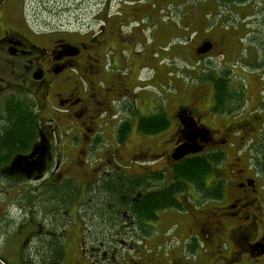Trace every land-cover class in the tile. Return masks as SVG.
Segmentation results:
<instances>
[{
  "label": "flooded vegetation",
  "instance_id": "flooded-vegetation-1",
  "mask_svg": "<svg viewBox=\"0 0 264 264\" xmlns=\"http://www.w3.org/2000/svg\"><path fill=\"white\" fill-rule=\"evenodd\" d=\"M12 95L0 264H264V0H0Z\"/></svg>",
  "mask_w": 264,
  "mask_h": 264
},
{
  "label": "trees",
  "instance_id": "trees-1",
  "mask_svg": "<svg viewBox=\"0 0 264 264\" xmlns=\"http://www.w3.org/2000/svg\"><path fill=\"white\" fill-rule=\"evenodd\" d=\"M2 110L0 111V117L14 119V121L7 122L5 125L3 134L4 136L0 138V158L2 160H7L9 153L17 148V134H22L23 128H27L26 123L20 122L23 119H29L33 117V112L25 104V101L21 96H9L3 101ZM25 124V125H23ZM139 128L142 129L141 124ZM208 168V164L205 162L204 158H194L183 160L179 162V177L183 176H194V180H198L201 172Z\"/></svg>",
  "mask_w": 264,
  "mask_h": 264
},
{
  "label": "rangeland",
  "instance_id": "rangeland-1",
  "mask_svg": "<svg viewBox=\"0 0 264 264\" xmlns=\"http://www.w3.org/2000/svg\"><path fill=\"white\" fill-rule=\"evenodd\" d=\"M192 62L186 61L181 59L180 57H174V58H165L163 60V66L167 71L170 73H167L164 84L162 85L163 88H160L159 91L163 92H172L171 84H172V74L174 72V76L178 77L183 81L185 84L188 83V79L190 77V73L193 71ZM177 86H181V82L176 81ZM164 96V93H162V97ZM161 101H164L162 99ZM2 103H0V111L2 110Z\"/></svg>",
  "mask_w": 264,
  "mask_h": 264
},
{
  "label": "water",
  "instance_id": "water-1",
  "mask_svg": "<svg viewBox=\"0 0 264 264\" xmlns=\"http://www.w3.org/2000/svg\"><path fill=\"white\" fill-rule=\"evenodd\" d=\"M36 150H39L38 149V146H35L34 149H33V151H32V153L30 155H28V156H23V155H20V154L16 155L12 159V161L10 163V168L12 170H14V169L20 168L21 165H23V164H26L27 165V160L32 157V155L36 152ZM192 150H195V148H191L187 144L181 145V146H179V148H177L175 150V157L176 158H179L182 155H184V154H186V153H188V152H190Z\"/></svg>",
  "mask_w": 264,
  "mask_h": 264
}]
</instances>
